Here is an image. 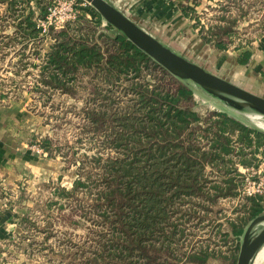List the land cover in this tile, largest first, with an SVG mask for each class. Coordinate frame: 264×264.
Returning a JSON list of instances; mask_svg holds the SVG:
<instances>
[{"label": "trees", "instance_id": "16d2710c", "mask_svg": "<svg viewBox=\"0 0 264 264\" xmlns=\"http://www.w3.org/2000/svg\"><path fill=\"white\" fill-rule=\"evenodd\" d=\"M34 1L40 5L42 17L54 2L47 0V5L42 6L46 0ZM6 5L7 13L16 18L15 35L3 36V41L12 40L26 51L29 42L41 45L51 36L50 48L43 58L40 47L31 54L43 60L41 83L64 91L81 75L96 80L95 89L100 88L97 80L107 85H120L126 80L136 96L135 103L118 112L104 107L87 112L99 129L109 117L114 120L109 145L116 152L125 151V156L108 158L102 167V186L94 208L109 224L110 239L101 246V258L105 255L114 264H180L186 259L207 263L215 256L207 247L185 253L184 257L172 248L170 256L175 262L161 261L152 254L158 248L155 240L163 233L158 249L169 250L185 234L184 225L199 216L200 207L211 212L220 200L237 197L242 184L237 166L258 168L264 132L227 113L203 117L194 108V92L187 82L174 77L119 31L115 37L108 35L106 31L114 29L111 25L106 24L104 33L97 36L103 19L91 6L64 29L51 28L49 35L41 36L31 18L32 11L16 17L13 2ZM1 43L2 48L12 45ZM19 54L23 62L31 56ZM145 72L153 76V83L144 81ZM109 95L115 104L112 93ZM208 167L212 171L226 168L223 180L212 179ZM86 186L85 181L77 180L73 191L63 193L73 194ZM246 200L245 215L238 223L230 222L233 232L224 231L225 240L231 235L240 239L249 221L264 213L263 195ZM177 213L182 214L175 217Z\"/></svg>", "mask_w": 264, "mask_h": 264}, {"label": "rangeland", "instance_id": "374dc122", "mask_svg": "<svg viewBox=\"0 0 264 264\" xmlns=\"http://www.w3.org/2000/svg\"><path fill=\"white\" fill-rule=\"evenodd\" d=\"M27 1L0 0V96L5 106L19 103L25 107L29 123V143L25 144L46 161L48 165L45 163L44 168L47 169V176H23L16 182L14 189L6 193L15 202L12 203L14 207L19 212L23 210L26 216L21 229L28 236L41 238L39 243H30L33 244L30 251L33 264H114L105 255L101 258V246L110 239V230L109 224L104 222V217L102 219L94 205L97 204L95 199L102 186L100 176L103 164L108 158L125 156V151L116 152L109 145L114 120L109 117L104 127L99 129L89 120L87 112L99 107L118 112L135 103L136 96L126 80L120 85H107L97 80L100 88L95 89L96 80L81 75L78 82L64 91L41 83L42 59L31 57L29 61H18L16 51L20 45L12 40L1 39L3 36L15 35L16 18L7 13L6 3L13 2L16 17L30 15L32 11L33 20L36 13L42 12L34 0ZM47 2H41L42 6L47 5ZM54 10L55 26L60 27L74 20L71 0H58ZM145 11L143 14L137 13V19L161 43L169 44L167 47L211 73L246 88L235 77L241 71L233 68L225 53L233 47L255 42L264 35V0H205L197 14L198 18L195 16L193 20L182 23L183 18L180 17L175 25H170L165 11L156 16ZM104 28H99L97 36L104 33ZM50 38L41 45L36 43L32 48L36 50L40 47L41 51H46V43L51 42ZM1 42H9L13 46L2 48L4 44ZM230 70L235 76L229 75ZM148 74L144 73L147 76L144 81L153 83V76ZM187 84L194 92V108L203 117L208 119L215 112L227 113L264 132L263 127L250 121L241 112L227 108L222 101L192 82ZM110 93L115 104L107 97ZM45 141L50 143L46 144ZM240 167L237 166L238 170ZM224 171L227 170L223 167L215 171L207 168L214 180H223ZM77 180L85 181L88 186L77 188L73 194H64L63 191H73ZM0 183L3 188V182ZM246 202V199L234 197L220 200L211 212H205L206 208L200 207L202 211L199 216L196 214L194 219L184 225L185 234L177 245L160 251L158 248L164 235L159 233V239L155 240L158 248L152 250L153 256L174 263L170 256L172 248L184 257L185 253L207 247L215 256L205 264H232L234 261L237 264L244 234L240 239L231 235L225 240L223 232L232 234L230 222L238 223L239 218L245 215ZM181 214L177 213L175 217ZM253 220L249 221L245 231ZM221 224L223 227H220ZM231 255H235V258H229ZM180 264L198 263L186 259Z\"/></svg>", "mask_w": 264, "mask_h": 264}, {"label": "crops", "instance_id": "0c3cea01", "mask_svg": "<svg viewBox=\"0 0 264 264\" xmlns=\"http://www.w3.org/2000/svg\"><path fill=\"white\" fill-rule=\"evenodd\" d=\"M107 1L145 31L147 30L137 19V13L143 14L147 10V13L156 16L165 11L168 20L172 21H169L170 25H175L176 20L180 21V17L183 18L182 23L193 20L195 16L198 18L197 14L200 13L202 4H205V0ZM171 16L175 17L171 18ZM106 24L103 22L102 26L105 27ZM106 32L112 37L119 35L116 29ZM163 44L169 46V44ZM50 45L51 42L47 41V50ZM225 54L228 61L234 66L233 68L241 71L235 76L234 72L230 70L229 75L237 77L246 87L244 89L264 98V35L255 42L233 47ZM241 60L244 61V64L241 63ZM226 80L234 83L233 80ZM234 84L240 86V83ZM1 97L0 181L3 182V188L0 183V264H33L30 261L31 245L33 244L30 243H39L38 240L41 241V238L28 236L21 229L26 216L23 210L19 212V209L14 207L12 203L15 202L9 199L11 197L6 192L14 189L16 182L23 176L31 175L33 178H36L37 175L47 176V169L44 168L47 163L39 153L30 150L25 144V142L29 143L27 132L29 123L26 119L28 114L26 115L25 107L19 103L5 106L2 104ZM257 157L260 160L258 170L264 174V148L260 150Z\"/></svg>", "mask_w": 264, "mask_h": 264}, {"label": "water", "instance_id": "95a60500", "mask_svg": "<svg viewBox=\"0 0 264 264\" xmlns=\"http://www.w3.org/2000/svg\"><path fill=\"white\" fill-rule=\"evenodd\" d=\"M102 19L124 35L137 48L148 54L174 77L192 82L227 108L243 113L250 108L264 116V98L256 95L179 55L142 29L107 0H84ZM264 246V213L256 217L244 232L237 264H252Z\"/></svg>", "mask_w": 264, "mask_h": 264}, {"label": "built area", "instance_id": "2783aa9c", "mask_svg": "<svg viewBox=\"0 0 264 264\" xmlns=\"http://www.w3.org/2000/svg\"><path fill=\"white\" fill-rule=\"evenodd\" d=\"M57 4L58 0H54L53 5L49 8L46 17H42L41 13H36V18L34 19V21L37 25V28L41 30V36H47L51 28H54V30L57 31H59V28H61V30L64 29L67 23L74 22L75 20H77L79 15H81L87 9V7L90 6L85 1L79 2L78 0H71V7L72 12L74 14V20H69L63 26L57 27L54 25V19L56 17V10H54V8ZM33 45H35V42H29L26 51H22L23 46H20L18 48V50L16 51V54L18 53V61H22V56L21 54H19V52H26V55L28 56L35 51L32 48ZM45 53L46 51H42V58L45 56ZM31 57H34V55H31L30 58L24 60V62L29 61ZM35 59L40 60L39 58ZM239 172L241 174L240 178L242 179V184L238 188V198L247 199L258 195L264 196V174H262L257 168L254 167H240Z\"/></svg>", "mask_w": 264, "mask_h": 264}, {"label": "bare ground", "instance_id": "6f19581e", "mask_svg": "<svg viewBox=\"0 0 264 264\" xmlns=\"http://www.w3.org/2000/svg\"><path fill=\"white\" fill-rule=\"evenodd\" d=\"M246 118L255 123L258 126L264 128V116L259 113H256L250 108H246L242 113ZM252 264H264V246H262L253 259Z\"/></svg>", "mask_w": 264, "mask_h": 264}]
</instances>
